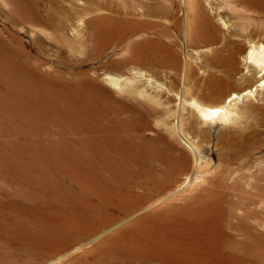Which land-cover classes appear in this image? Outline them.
<instances>
[{
    "label": "bare ground",
    "instance_id": "bare-ground-1",
    "mask_svg": "<svg viewBox=\"0 0 264 264\" xmlns=\"http://www.w3.org/2000/svg\"><path fill=\"white\" fill-rule=\"evenodd\" d=\"M10 1H20L22 8L9 11L0 7L4 17H12L15 24L24 20L47 28L58 45L59 52L63 50L69 55L72 51L82 54L92 52L99 58L107 50L123 43L120 47L126 54L123 59L110 61L112 69L124 70L131 65L151 67L157 64L174 69L175 72L179 70V54L174 48L169 25L164 20L170 18L174 27L177 30L180 28V19L173 8L176 0H78L76 3L79 5H74L72 0H68V5L61 0L58 5V0H55L54 7L45 12L39 11L34 0H5L3 3L8 4ZM205 1L210 4V0ZM185 2L192 42L210 45V70L222 72H211L208 78L211 89L196 94L200 101H196L194 97L190 101H183L178 106L182 109L174 110L170 104L150 101V96L129 81L121 82L117 78H106L98 73H72L74 80L63 82L61 79L68 77L63 70L55 69L52 73L35 72L22 58L25 54H21V51H26L24 45H12V40H4L3 45L0 37V58L3 61L1 68L12 65L17 67L20 72H7H14L23 88L29 83L38 90L43 88L53 101H64L63 108L59 106L58 111L61 116L67 117V121H72L70 125H74L73 120L75 124L82 122L77 125L81 127L78 130L86 135L98 134V140L83 144L85 149L94 148L91 150L101 154L98 163L110 166L127 162L134 171L148 165V177L155 179L156 174L161 175L159 184L162 187L175 182L178 173L187 170L192 161L193 169L200 175V182L197 181L198 176L194 177L196 186L190 188L186 195L163 202L159 209L152 210V214L142 216L105 236L91 250L75 254L83 247L84 241L95 239L100 232L114 227L122 218L119 214L108 212L104 204L97 205V211H87L93 206L82 203L77 194L83 191L72 194L68 192V196H62V188L57 187L60 176L79 185L82 182V172H87L95 165L94 154L90 151L82 152L83 147L76 146L74 147L80 151L74 154L75 150L68 145L65 151H60L57 143L53 142L54 150L48 152L47 158L42 160L32 157L22 164L19 177L15 164L7 163L10 155L3 151L0 168L6 173H2L5 176H0L4 179L0 182V235L6 237L1 241L3 250L0 264L45 263L43 256L36 253L37 249L15 248L14 241H18L16 233L23 229L34 232V247L46 236L51 244L47 258L63 259L62 264H110L108 261L114 258L144 261L146 264H264V232L260 230L264 227V158L260 161L254 157L255 151L264 144V101L260 104H248L247 110L252 113L249 119H243L247 114H242V118L236 117V102L253 92L251 89L235 93L227 101L223 98L225 90L230 87L225 75L230 77L237 70V54L241 46L230 38V31L225 33L223 39L220 38V29L212 23L203 0ZM217 3L228 7L226 13L235 18L237 24L240 22L243 30L252 24H262L256 12L264 10V0H220ZM55 18H59L58 24ZM83 18L87 20L85 31L78 24ZM67 25H71V39H67L69 37L65 33ZM146 32L153 35L149 36ZM241 32L234 30L232 34L238 36ZM244 61L245 66L256 74V87H264V43L251 48L244 56ZM43 63L41 59L36 60L38 66ZM106 81L120 86L117 90L120 95L112 96L106 87ZM133 92L136 96H143L146 101H128V95L133 98ZM72 97H78L80 101H71ZM34 103L31 106L20 101H7L2 105L0 131L7 135L48 132V126L43 122L50 120V112L57 114L55 107L49 106L47 102ZM139 111L143 113L136 116ZM59 114L57 115L61 117ZM121 114L126 117L120 116ZM148 116H158L161 121V125L150 137L143 133L149 125ZM173 116H179L180 123L190 125L192 131L202 136L209 134L210 127L205 125L211 119L221 118L227 122L216 139L221 147L217 165L210 167L208 161L202 162L196 144L190 140L183 137L193 156L168 137L167 134H171L174 127L170 121ZM237 118L243 121L239 122ZM17 120L20 121L19 124L16 123ZM106 120L110 122L108 126L104 123ZM95 122L97 126L93 127ZM74 130V126H71L69 133L72 136L75 135ZM56 131L61 132L60 129ZM56 131L52 134L57 135ZM37 160L39 165H36ZM46 163L55 168L49 170ZM88 175L92 177V174ZM91 184L85 183L80 187L89 193L99 194L97 185ZM46 190L49 194L51 191V198L58 205L55 208L58 212L50 213L53 223L60 217L67 216L64 229L53 224L55 230L50 231L41 221L16 208H9L16 204L11 198L14 196L24 197L25 202L44 205L46 202L42 199ZM160 193L161 191L152 192L150 195L159 196ZM1 194L8 199L7 203L3 201ZM148 200L138 197L129 201L125 215L145 207ZM201 203L204 205H199ZM28 206L37 208V205ZM178 208H190L194 217L192 225L204 227L190 232L185 228L172 227L157 233L156 225H159L161 217ZM176 223L191 225L180 218ZM8 231L9 235H6ZM148 236L151 242L149 249L143 246L134 250L125 249L128 243ZM92 255L97 256L96 262L88 261Z\"/></svg>",
    "mask_w": 264,
    "mask_h": 264
},
{
    "label": "rangeland",
    "instance_id": "rangeland-1",
    "mask_svg": "<svg viewBox=\"0 0 264 264\" xmlns=\"http://www.w3.org/2000/svg\"><path fill=\"white\" fill-rule=\"evenodd\" d=\"M4 1L5 0H0V7L3 9L12 11V9L22 8L20 1H10L8 4L3 3ZM34 1L37 2L39 11L41 10L43 12L51 7H54L55 5V0ZM60 1L61 0H58V5H60ZM76 1L78 0H72V3L74 5H79L76 3ZM203 1L206 5V9L212 20V23L215 27L220 29V38L223 39V37L226 35L225 33L230 31V38H232L241 46L238 51L239 53L237 54V70L230 77L225 75L227 81L230 83V87L225 90L223 98H225L224 101H227L235 93H244L253 89L251 94H245L246 96H244L240 102H236L235 104L237 109L236 117L242 118V114H247L243 118L244 120H247L252 116V113L247 110L248 104L250 102L260 104L264 101V87H256L254 83L256 82V74L249 67L245 66L244 61V56L251 48L257 47L259 44L264 43V10L256 12L260 18L259 20L262 23L261 25L252 24L249 28L243 30L240 22H238V25L235 22L236 19L226 13L228 11V7H224L223 3H217L220 0H210V4H208L205 0ZM12 2L14 5H12ZM62 2L67 5L69 4L68 0H62ZM2 8H0V37L2 44L4 45V40L8 42H11L12 40V45L14 43L24 45L26 51H21V54H25L22 57L24 62H26L33 70H35V72L38 70L41 73H52L55 69L63 70L64 74L68 76L61 79V81L64 80L63 82H72L74 80V77L71 76L72 73H98L105 76L106 78H117L121 82L129 81L137 89L140 88L143 93L150 96V101H158L162 105L170 104L174 110H176V108L182 109L181 107H178L179 104H183V101H190L192 97H194L196 101H200L199 95L196 94H201L206 89L208 92L212 87L209 85L208 81L210 73L212 72L211 74H221L222 72L221 70V72L217 71V69L215 71H212V69L210 70L211 66L209 64V60L212 57V52H208L210 45L195 44L192 42V37L189 35L188 31L189 14L187 13L185 0H176V4H173V8L180 19L181 24L178 30L174 27L170 18L164 19L169 25V33L171 34L174 48L179 54L180 62L178 72H175L174 69L169 67H163L157 64L151 67L147 65H145V67L131 65L129 68L124 70L112 69L113 66L110 61L115 59H123L124 54H126L124 49L122 50L120 47L123 46V43L117 48L107 50V52L99 58L92 52L82 54L78 51L71 52L70 50L71 55L66 54L63 50L59 52L57 49L58 45L55 43L54 39L50 35V31L47 28L39 27L37 25L31 24L29 21L24 20L15 24V19L12 17H4L3 12L1 11ZM68 20L71 19L68 18ZM58 22L59 18L56 20L57 24ZM78 24L80 28L84 29V31L87 29V20L85 18H83ZM70 28L71 25H67V32H65L67 37H69L67 39L73 38ZM234 30L242 32L237 36L232 34ZM146 34L149 36L153 35L151 32H146ZM28 53L31 55L28 56ZM40 59L44 63L38 66V64H36V60ZM2 65L3 61L0 58V109L1 106L7 101H20L31 106L35 105L34 101H38L39 103L47 102L49 106L55 107V112L59 114L58 107L61 106L63 108L64 101H53L50 94L46 90L43 88L38 90L30 83L28 86H26V88H23L20 85L18 78L15 77L16 74L14 72H7L8 70L20 72V70L14 65L7 68H1ZM105 84L112 93V96L120 95L117 92V90L120 89V86L111 84L108 81H106ZM133 98L128 95V101H146L143 96H136L134 92ZM80 99L84 101L83 98ZM71 101L80 100L78 97H72ZM74 104H76V102H74ZM142 113V111H139L136 113V116ZM57 114H52L50 112V120H44L43 123L48 126L46 128L49 129L48 132L35 131V133L33 132L22 135H7L0 131V166L2 164V153L5 151L10 155V159L7 161V163L10 165L15 164L16 174L20 177L21 173L19 171L22 169V164L32 157H38L42 160L47 158L48 152L54 150L52 148L53 142L57 143L60 151H65L66 145H68L70 149L75 150L74 154H78V151H80L78 149L81 147H83L81 148L83 150L82 152L90 151L94 154L95 165L94 167H90L87 172H82V182H80V184L78 183L79 185L70 181L66 177L60 176L57 187L60 189L62 188V192L60 190L62 196H68V192L72 194V192L77 193L83 191L81 194H77L79 197H81L82 203H85V205L89 203L91 206H93L90 209H86L87 211H97V205L104 204V207L108 210V212L119 214L122 216V218L114 225V227L108 229L107 231L100 232L101 234L99 233L100 235L95 239H87L84 241L82 243L83 247L77 250L75 254H79L84 250H91L93 246L105 236L115 233L121 227L126 226L134 220L140 219L142 216L152 214V210L155 208L159 209V205L163 202H169L170 200L173 201L185 193H188L190 188L196 186L194 183V177H197L199 172H196V170L193 169V161L187 170H183L178 173L175 182L170 185H165L164 187H162L161 183L159 184V181L162 179L161 175L156 174L157 177L155 179L148 177V172H146V170L149 169L148 165L141 166L139 170L134 171L127 162L115 163L114 165L110 166L104 163H98L97 160L101 154L91 150L94 148L85 149L83 146L84 143L90 140H98V134L93 133L91 135H86L83 133V131L78 130L81 127L77 125H80L82 122L75 124L73 120L74 125H70L72 121H67L66 116L63 117L59 114L61 116L59 117ZM120 116L126 117L125 114H121ZM178 117L179 116H173L170 119L174 127L172 133L167 134L168 137L175 141L182 149L188 150L190 155L193 156L192 152L190 149H188L183 139L186 138L187 140H190L192 143L196 144L202 162L208 161L210 167L217 165L219 162L218 156L221 152V147L218 145L216 139L217 136H219L222 132L223 128L227 125V122H224L221 118L211 119L205 125L210 127L209 134L207 136H202L197 134L194 130L192 131L190 125L184 126L182 123H180ZM237 119L239 122L243 121L240 118ZM148 120H150L149 125H147L148 127H146L143 133L150 137L154 134V130L161 125V121L160 117L158 116H148ZM16 123L19 124L20 121L17 120ZM37 123L41 124L42 122L37 121ZM104 123H106L108 126V123L110 122L106 120ZM244 124L246 125L245 122ZM71 126H74L75 129L74 136L69 133ZM96 126L97 122L94 123L93 127ZM56 129H60L61 132L56 131ZM54 131H56L57 135L52 134ZM254 157L257 160H263L264 144H262L255 151ZM35 162L36 165H39V160ZM45 166L49 170L55 168V166L50 163H46ZM156 172L160 171L156 170ZM2 173H6V171L3 168H0V176H5ZM85 173L87 174L86 176ZM88 174H92V177H90ZM199 176L197 177L198 182H200V179H198ZM2 181H4V179L0 178V182ZM85 183H93V186L97 185L99 194L89 193L85 188L83 189L80 187ZM158 191H161L159 196L150 195L152 192L155 193ZM51 194V191L49 194L48 190L44 192L42 199L43 202H46L44 205L37 202H25L24 197L14 196L11 198L13 199V202H16V204H12L9 208H16L23 214L30 215L33 217V219L41 221V224L48 227L50 231L52 229L55 230L53 224H58L55 226L64 229L67 216L60 217L57 219V221H54V223L52 221L50 213L56 214L58 211L55 208L58 205L56 201L51 198ZM1 197L5 203L8 202V199L4 197L3 194H1ZM138 197H143L145 200L149 199L145 204V207L136 209V211H134L132 214L125 215L127 204L134 201ZM33 204L37 205V208L28 206L30 205L34 207L35 205ZM199 205L203 206L204 203ZM28 207L30 209H28ZM191 211L192 210L190 208H178L171 214H164L161 217L162 222L160 221L159 225H156V232L162 233L163 231H167V229L169 230V228L172 227H175L176 229L185 228L190 232L204 227V225H192L194 217L192 216ZM70 217L71 216H69V219H72V217ZM179 218L185 222H190L191 225L182 226L177 224L176 221ZM260 230L264 232V227H261ZM9 232L10 231L6 232V235H9ZM16 234V240L18 241H14L15 248L18 247L17 249H19V247H21L23 250L37 249L36 253L39 256H43L45 262L44 264H62L63 259L58 260L56 257L47 258V255L49 254L47 252L51 244L49 241H47L48 238L46 236L44 237V240L36 244V248V246L34 247V241H32V238L35 236L34 232L23 229L21 231L18 230ZM5 237L6 236L3 234L0 235V261L2 259L1 251L3 250L1 248V241ZM149 239L150 236L141 238V240L138 241L134 240L132 243H128L125 249L134 250L139 246L149 249V246L151 245ZM156 249H158V245L156 246ZM96 259L97 256L92 255L88 258V261L91 262L94 260L96 262ZM108 262L110 264H146L144 261L135 262L132 259H127L124 261V259L117 258L111 259Z\"/></svg>",
    "mask_w": 264,
    "mask_h": 264
}]
</instances>
